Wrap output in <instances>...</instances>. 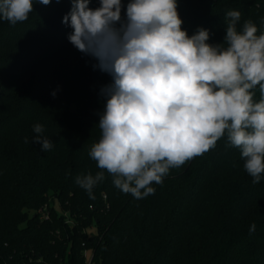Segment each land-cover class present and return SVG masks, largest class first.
<instances>
[{"label": "trees", "instance_id": "16d2710c", "mask_svg": "<svg viewBox=\"0 0 264 264\" xmlns=\"http://www.w3.org/2000/svg\"><path fill=\"white\" fill-rule=\"evenodd\" d=\"M71 7L33 0L28 20L0 18V264H264V174L253 184L226 136L170 169L143 199L106 172L94 199L76 184L101 171L88 152L101 135L100 90L111 77L69 42L70 21H62ZM229 10L241 12L238 30L251 20L264 31V0H178L182 28L208 29L211 44L223 42ZM36 124L48 151L34 142Z\"/></svg>", "mask_w": 264, "mask_h": 264}, {"label": "clouds", "instance_id": "9594fccd", "mask_svg": "<svg viewBox=\"0 0 264 264\" xmlns=\"http://www.w3.org/2000/svg\"><path fill=\"white\" fill-rule=\"evenodd\" d=\"M45 6L52 0H37ZM57 3L60 0H56ZM63 17L69 42L93 57L111 77L101 88L100 138L88 155L101 171L78 175L76 184L94 199L105 172L114 186L136 199L155 193L169 170L216 147L227 138L239 149L245 171L258 184L264 174V31L241 12L226 13L222 43L210 31L192 35L182 28L178 0H71ZM33 0H0V18L16 25L28 20ZM260 98L255 99L256 89ZM55 97L56 93H52ZM34 142L53 145L36 124ZM28 138L25 137V143ZM253 223L249 233L255 231Z\"/></svg>", "mask_w": 264, "mask_h": 264}, {"label": "rangeland", "instance_id": "374dc122", "mask_svg": "<svg viewBox=\"0 0 264 264\" xmlns=\"http://www.w3.org/2000/svg\"><path fill=\"white\" fill-rule=\"evenodd\" d=\"M49 203L50 204H53L54 205V207H55V209L56 210H59V204H58V202L57 201H53V197H52V195H50L49 196ZM45 207L46 206H44L42 209H40L39 211L41 212V213H43V214H45L46 212H47V210L45 209ZM59 212L60 213H63V215L68 219V221L71 223L73 220H72V218L70 217V213H68V212H66V211H64V210H59ZM95 230V227H89L88 229H87V231L88 232H93Z\"/></svg>", "mask_w": 264, "mask_h": 264}, {"label": "water", "instance_id": "95a60500", "mask_svg": "<svg viewBox=\"0 0 264 264\" xmlns=\"http://www.w3.org/2000/svg\"><path fill=\"white\" fill-rule=\"evenodd\" d=\"M100 264H104L103 262H101Z\"/></svg>", "mask_w": 264, "mask_h": 264}]
</instances>
